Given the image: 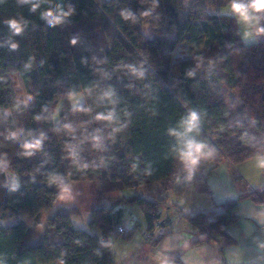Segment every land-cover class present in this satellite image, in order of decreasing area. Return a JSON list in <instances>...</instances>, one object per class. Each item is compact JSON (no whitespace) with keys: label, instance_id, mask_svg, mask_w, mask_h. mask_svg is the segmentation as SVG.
<instances>
[{"label":"trees","instance_id":"trees-1","mask_svg":"<svg viewBox=\"0 0 264 264\" xmlns=\"http://www.w3.org/2000/svg\"><path fill=\"white\" fill-rule=\"evenodd\" d=\"M224 2L0 0V163L17 177L14 187L0 178V221L18 215L32 221L0 224V264H114L106 238L119 217L111 207L90 211L88 227L98 234L73 226L71 215L79 211L71 204L58 205L44 232L36 231L59 192L48 182L50 174L66 177V184L97 182L102 197L132 190L126 200L142 211L144 230L161 224L162 202L189 223L190 235L234 242L227 228L239 220L238 203L264 204V188L223 201L220 213L188 214L167 201L193 185L208 191L205 164L264 154V33L244 43L235 17L216 11ZM33 4L39 6L33 10ZM58 7L70 14L49 26L42 14ZM179 43L190 54L173 61ZM15 72L28 87L27 104L12 98ZM108 90L111 97L104 96ZM73 92L82 93L83 103L71 104ZM109 111L117 119H97ZM189 111L200 116L198 139L214 149L190 173L177 157V139L168 134ZM41 135L40 148L24 155L22 145ZM163 234L144 239L155 245ZM218 250L223 256L224 244Z\"/></svg>","mask_w":264,"mask_h":264},{"label":"crops","instance_id":"crops-1","mask_svg":"<svg viewBox=\"0 0 264 264\" xmlns=\"http://www.w3.org/2000/svg\"><path fill=\"white\" fill-rule=\"evenodd\" d=\"M203 170L209 172L206 178L208 191L193 185L182 195H170L168 203L177 205L188 214L220 213L222 209L219 205L223 201L264 188V168L256 166L254 157L237 164L227 160L216 167L205 164ZM134 206L140 210L136 203H130L129 209ZM113 212H117L124 225L123 220L129 217V213L122 209ZM158 213V220L162 222L154 232V238L164 234L155 245L143 237L145 222L140 234L134 231L130 237L109 231L106 243L114 264H223V257L227 264H264V204H254L248 200L238 203L239 220L227 228L234 242L228 244L222 240H212L203 233L190 235L187 232L189 223L177 218L172 208L166 211L158 208ZM196 240L200 243L195 244ZM220 244H224L223 256L218 250Z\"/></svg>","mask_w":264,"mask_h":264},{"label":"clouds","instance_id":"clouds-1","mask_svg":"<svg viewBox=\"0 0 264 264\" xmlns=\"http://www.w3.org/2000/svg\"><path fill=\"white\" fill-rule=\"evenodd\" d=\"M39 5L33 4L32 8L35 10ZM222 11L225 13H231L237 23L243 27V36L248 38L253 35V32L256 34L264 33V26H261V20H264V0H225ZM55 13V14H53ZM70 14V10L68 12L63 11L59 7L54 9L53 11L44 12L42 14V19H44L49 26L52 24H58L61 22L63 17ZM147 15V13H144ZM125 19L133 18L131 13L124 14ZM19 31V29H16ZM75 42V41H73ZM129 70L137 75L143 76V70L138 69L132 65L127 66ZM70 98L75 102V100L82 95L79 92L70 93ZM105 97H111L112 92L108 90L104 93ZM27 103V100L25 101ZM15 107V106H13ZM87 109H85L86 111ZM39 119V117H37ZM97 119H104L108 121H112L117 119L114 111H109L107 114L97 116ZM199 125H200V116L195 111H189L186 115L182 116L178 121L177 126L174 128H170L168 130V134L175 137L178 141V149H177V157L181 164H183L189 173L192 169L200 162L201 159L207 158L211 156L214 152V149L208 145L205 141L198 139L199 134ZM65 128L70 129V125H65ZM123 127V125H121ZM119 131V128L113 129V132ZM15 135L12 134L8 137L9 140H15ZM43 136L34 139L30 142H26L22 145L24 151V155L31 156L34 150H38L41 146V141ZM99 136H94V141H99ZM70 156H75L74 152H70ZM256 161V166L260 168H264V156H256L254 157ZM0 170L8 171L4 167L2 163H0ZM66 177H61L58 174H50L48 178V182L50 184L57 185L59 192L57 195V199H71L70 186L66 184Z\"/></svg>","mask_w":264,"mask_h":264},{"label":"rangeland","instance_id":"rangeland-1","mask_svg":"<svg viewBox=\"0 0 264 264\" xmlns=\"http://www.w3.org/2000/svg\"><path fill=\"white\" fill-rule=\"evenodd\" d=\"M21 2V0H20ZM220 14H227L232 15L231 13H225L222 11V7L218 8L216 10ZM233 16V15H232ZM239 25V24H238ZM241 37L244 43H253L258 40H261L263 38L262 34H256L253 32V35L245 38L243 36V27L239 25ZM143 30L145 34L150 35V29L148 25H145L143 27ZM189 50L186 43H179L176 45L174 50L172 51V60L177 61L179 59L185 58L189 56ZM10 81H11V87H12V98L16 99L20 103L27 104L29 102V93H28V87L26 83L23 81L21 76L18 73H12L10 74ZM230 95L227 94L225 96L226 102H229ZM27 100V103L25 102ZM71 104L73 106L80 105L83 103L82 95H80L75 102L70 98ZM61 104V103H60ZM60 104L58 103L56 106V109L53 113V121L57 122L59 118V110H60ZM210 164V163H209ZM4 175V178L6 180V183L9 187H14L17 181V177L8 171L0 170V178ZM70 197L71 199H64L60 200L57 199L54 203V205L47 211H45L39 221V224L36 227L37 232H44L46 227V220L49 216H51L55 210V208L60 204H71L78 207V211L75 214L71 215V222L75 228L78 229H84V230H90L92 232H98L95 229H90L88 227V221L90 218V211L93 208L98 207L99 205H104L107 207H111L113 210L122 209L124 212H128V216L124 218V227L126 229L133 228L134 226L135 231H137V234H140L141 230H143L144 227V217L141 213V210L137 208V206L131 207L129 209L130 203L126 200V197L130 195L133 191L132 190H119V191H113L108 194H106L104 197L100 196L99 194V186L97 182H90V181H76V182H70ZM158 208L160 210L166 211L167 207L164 203L160 202ZM26 221L28 223H31V219H29L25 215H18V216H11L8 217L5 220H1L0 224H14L18 221ZM112 227V223L110 224V229ZM144 231V230H143Z\"/></svg>","mask_w":264,"mask_h":264},{"label":"built area","instance_id":"built-area-1","mask_svg":"<svg viewBox=\"0 0 264 264\" xmlns=\"http://www.w3.org/2000/svg\"><path fill=\"white\" fill-rule=\"evenodd\" d=\"M160 223L158 221H155L152 225V228L149 230H144L143 231V237L144 238H150L154 232L159 229ZM111 231L112 233L116 234V235H126V228L124 227V225L122 224V222L120 221V219H116L114 218L113 223H112V227H111Z\"/></svg>","mask_w":264,"mask_h":264},{"label":"water","instance_id":"water-1","mask_svg":"<svg viewBox=\"0 0 264 264\" xmlns=\"http://www.w3.org/2000/svg\"><path fill=\"white\" fill-rule=\"evenodd\" d=\"M164 223H162V225H163Z\"/></svg>","mask_w":264,"mask_h":264}]
</instances>
